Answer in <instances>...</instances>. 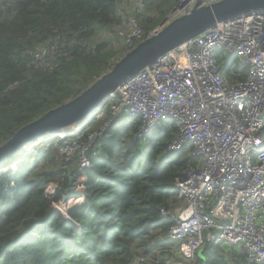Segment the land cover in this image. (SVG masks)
Returning a JSON list of instances; mask_svg holds the SVG:
<instances>
[{
  "label": "trees",
  "instance_id": "trees-1",
  "mask_svg": "<svg viewBox=\"0 0 264 264\" xmlns=\"http://www.w3.org/2000/svg\"><path fill=\"white\" fill-rule=\"evenodd\" d=\"M117 1L0 0V146L113 68L120 48L99 36L122 25ZM178 1L145 0L140 26L161 25ZM50 37L66 44L54 68L32 54ZM103 119L83 124L82 138ZM140 124L139 116L126 115L110 124L85 170L82 194L76 191L78 157L67 161L55 144L7 158L0 166V264H131L140 256L158 264L171 254L174 244L165 235L172 222L161 210L179 205L176 179L196 160L186 151L162 156L176 131L172 120L148 134L143 149L134 140ZM52 183L55 192L48 196ZM78 198L66 213L54 206ZM202 255L195 264H244L242 255L218 245L206 246Z\"/></svg>",
  "mask_w": 264,
  "mask_h": 264
},
{
  "label": "built area",
  "instance_id": "built-area-1",
  "mask_svg": "<svg viewBox=\"0 0 264 264\" xmlns=\"http://www.w3.org/2000/svg\"><path fill=\"white\" fill-rule=\"evenodd\" d=\"M199 1L207 6L221 0H179L161 25L145 31L138 22L145 0H118L124 21L114 42L120 48L116 58L190 14ZM65 46L61 37H50L36 44L32 54L54 68ZM235 67L244 70L243 77ZM104 102L94 116L103 121L84 138L83 124L52 132L60 138L59 150L67 161L78 157L76 191L84 193L85 170L123 109L122 116L141 118L134 137L138 142L170 119L176 131L162 156L186 151L196 161L176 179L179 205L161 210L172 222L165 239L174 247L157 263L195 264L198 252L213 244L242 255L244 264H264V8L220 21L185 40L128 78ZM78 200H68V206ZM61 202L54 206L64 212L56 204ZM147 260L140 256L131 264Z\"/></svg>",
  "mask_w": 264,
  "mask_h": 264
},
{
  "label": "water",
  "instance_id": "water-1",
  "mask_svg": "<svg viewBox=\"0 0 264 264\" xmlns=\"http://www.w3.org/2000/svg\"><path fill=\"white\" fill-rule=\"evenodd\" d=\"M200 4L199 1L190 14L174 19L156 35L139 43L80 95L18 130L0 146V166L7 158L13 157L27 145L31 146L46 133L55 132L81 120L83 124L88 122L104 107V99L118 86L185 40L202 34L220 21L264 8V0H221L207 6ZM123 112L124 109L119 117ZM92 150L90 148L86 154L90 156ZM69 177L72 179L71 174ZM202 253L203 249L198 255L203 257Z\"/></svg>",
  "mask_w": 264,
  "mask_h": 264
},
{
  "label": "rangeland",
  "instance_id": "rangeland-1",
  "mask_svg": "<svg viewBox=\"0 0 264 264\" xmlns=\"http://www.w3.org/2000/svg\"><path fill=\"white\" fill-rule=\"evenodd\" d=\"M116 32H113L112 33V31L111 30H109V29H106V30H104L101 34H100V36H99V38L100 37H102L103 36V38H107V37H109L112 41H116V33H117V30H115ZM98 38V39H99ZM81 124H83V120H81L80 121V123H78V124H76L75 126H77V125H81ZM72 126V125H71ZM70 127V125L69 126H67V128H69ZM45 142H49V144H55L57 147H59V143H60V138H55V137H52V132H49V133H46L45 135H43L39 140H37L35 143H33L31 146H29V145H27L24 149L25 150H30V149H36V150H38L40 147H42L43 145H44V143ZM140 143V148L141 149H143L144 147H145V143H144V141L143 142H139ZM22 152V151H21ZM21 152H19V154L21 153ZM75 164V163H74ZM70 168H72V167H70ZM4 170H6V169H4ZM46 192H47V195L48 196H51V195H53V185L51 184V187H48L47 188V190H46ZM61 203H65V202H61ZM61 203H56L58 206H61ZM67 203V202H66ZM79 204V203H78ZM73 205H75V203L74 202H72L69 206H68V203H67V207L65 208V210L63 209V207H62V210H64V212H66V209H68V207H70V206H73ZM231 255H229L228 257L229 258H231L230 257ZM231 260V259H230Z\"/></svg>",
  "mask_w": 264,
  "mask_h": 264
},
{
  "label": "clouds",
  "instance_id": "clouds-1",
  "mask_svg": "<svg viewBox=\"0 0 264 264\" xmlns=\"http://www.w3.org/2000/svg\"><path fill=\"white\" fill-rule=\"evenodd\" d=\"M71 207V206H70Z\"/></svg>",
  "mask_w": 264,
  "mask_h": 264
}]
</instances>
